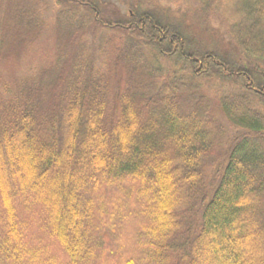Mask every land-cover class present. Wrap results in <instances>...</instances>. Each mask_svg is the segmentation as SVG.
Wrapping results in <instances>:
<instances>
[{
    "label": "trees",
    "instance_id": "16d2710c",
    "mask_svg": "<svg viewBox=\"0 0 264 264\" xmlns=\"http://www.w3.org/2000/svg\"><path fill=\"white\" fill-rule=\"evenodd\" d=\"M227 1L233 55L147 10L61 0L53 61L0 92V264H264V0ZM18 13L0 59L41 30ZM96 28L113 37L93 53ZM212 75L239 91L207 96ZM217 110L237 131L210 183Z\"/></svg>",
    "mask_w": 264,
    "mask_h": 264
},
{
    "label": "rangeland",
    "instance_id": "374dc122",
    "mask_svg": "<svg viewBox=\"0 0 264 264\" xmlns=\"http://www.w3.org/2000/svg\"><path fill=\"white\" fill-rule=\"evenodd\" d=\"M209 0H96L97 8L103 17L112 20L125 19L132 11L147 10L152 12L157 18H162L163 22L174 23L178 27L190 32L195 44L199 46H210L216 48L219 53L235 54L238 50L230 43V24L240 13L235 9L231 1L222 0L220 11L216 9V4L202 7L203 2ZM61 0H0V35L3 26L12 24V18L19 10H27L38 14L41 30L30 42L24 45L20 51L10 52L6 59H0V92L4 96H9L16 87V84L30 76H35L40 69L47 67L54 59L55 55V32L54 26L58 13L65 5ZM216 3V2H215ZM67 7V6H66ZM8 18H7V17ZM26 18L21 17L23 24ZM25 24V23H24ZM90 30L85 35L88 45L93 53H98L97 45L110 43L112 39L111 30L96 28ZM120 35V33H117ZM114 41V40H113ZM108 48V53L111 51ZM162 65L166 66V60L162 59ZM97 64H106V60L97 59ZM260 68H264L262 62H258ZM200 88L209 96L215 98L220 93H228L238 88L232 86L230 82H224L215 75L209 78L198 80ZM214 102H216L214 100ZM214 109V105L212 107ZM217 109V108H216ZM264 111V107H261ZM217 118L226 129L225 143L216 156L211 159L206 167V173L210 183H214V168L217 164L226 163L227 142L235 136L236 129L231 127L226 118L217 110ZM71 206V205H70ZM256 261V260H255Z\"/></svg>",
    "mask_w": 264,
    "mask_h": 264
}]
</instances>
